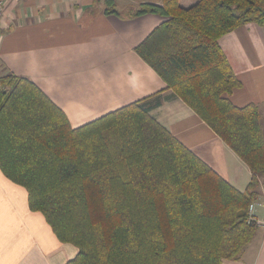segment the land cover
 <instances>
[{
	"label": "trees",
	"instance_id": "obj_1",
	"mask_svg": "<svg viewBox=\"0 0 264 264\" xmlns=\"http://www.w3.org/2000/svg\"><path fill=\"white\" fill-rule=\"evenodd\" d=\"M167 19L138 54L249 165L240 191L139 101L74 128L32 80L0 76V168L28 191L59 240L79 248L67 264H222L237 260L258 225L249 206L264 182L259 107L233 105L241 83L219 39L264 25V0L143 3L130 15Z\"/></svg>",
	"mask_w": 264,
	"mask_h": 264
},
{
	"label": "crops",
	"instance_id": "obj_2",
	"mask_svg": "<svg viewBox=\"0 0 264 264\" xmlns=\"http://www.w3.org/2000/svg\"><path fill=\"white\" fill-rule=\"evenodd\" d=\"M197 1L179 0L185 8ZM143 3L162 0H7L0 76L32 80L74 128L139 101L184 146L245 191L253 176L249 165L136 51L167 19L130 15ZM219 44L241 83L226 96L236 107H259L264 136V25H242ZM258 192L256 216L264 221L262 177ZM78 253L76 245L59 240L42 212L30 208L27 189L0 168V264H67ZM222 264H264V225L239 259Z\"/></svg>",
	"mask_w": 264,
	"mask_h": 264
},
{
	"label": "built area",
	"instance_id": "obj_3",
	"mask_svg": "<svg viewBox=\"0 0 264 264\" xmlns=\"http://www.w3.org/2000/svg\"><path fill=\"white\" fill-rule=\"evenodd\" d=\"M7 0H0V22L2 21L5 9H6ZM256 203L253 202L249 206V221H254L259 227L264 225V221L259 220L256 216Z\"/></svg>",
	"mask_w": 264,
	"mask_h": 264
},
{
	"label": "rangeland",
	"instance_id": "obj_4",
	"mask_svg": "<svg viewBox=\"0 0 264 264\" xmlns=\"http://www.w3.org/2000/svg\"><path fill=\"white\" fill-rule=\"evenodd\" d=\"M260 203H262V201H259Z\"/></svg>",
	"mask_w": 264,
	"mask_h": 264
}]
</instances>
